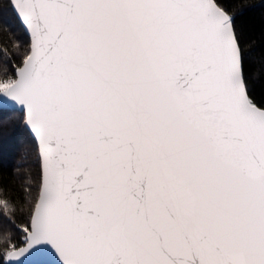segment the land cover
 <instances>
[{
  "label": "snow or ice",
  "instance_id": "1",
  "mask_svg": "<svg viewBox=\"0 0 264 264\" xmlns=\"http://www.w3.org/2000/svg\"><path fill=\"white\" fill-rule=\"evenodd\" d=\"M7 3L0 128L38 172L0 189V264H264V105L222 0Z\"/></svg>",
  "mask_w": 264,
  "mask_h": 264
},
{
  "label": "trees",
  "instance_id": "2",
  "mask_svg": "<svg viewBox=\"0 0 264 264\" xmlns=\"http://www.w3.org/2000/svg\"><path fill=\"white\" fill-rule=\"evenodd\" d=\"M222 2L224 7L235 15L236 28L247 57L252 95L258 104L264 105V73L260 72L261 67L264 66V0H222ZM0 19L10 22L14 33L10 35L8 30L0 25V42L6 43L9 50L14 51L15 38H19L22 52L29 39L15 19L7 0H0ZM19 121L20 117L17 114L0 128V189L5 190L3 195L10 196L17 204L23 194L27 177L29 174L36 176L38 172L35 143L31 141ZM25 219L26 217L17 214L15 222L17 225H22ZM8 227L7 222L0 221V231ZM11 239L17 247L24 245L19 229L12 232ZM2 248L3 245H0V250ZM8 248L12 250V245H8Z\"/></svg>",
  "mask_w": 264,
  "mask_h": 264
},
{
  "label": "water",
  "instance_id": "3",
  "mask_svg": "<svg viewBox=\"0 0 264 264\" xmlns=\"http://www.w3.org/2000/svg\"><path fill=\"white\" fill-rule=\"evenodd\" d=\"M25 34L28 37L27 33H25ZM28 39H29V37H28ZM50 259H51L50 257L43 256V255L42 256H33L30 258V264H49Z\"/></svg>",
  "mask_w": 264,
  "mask_h": 264
}]
</instances>
